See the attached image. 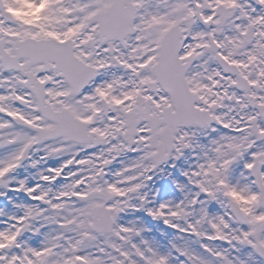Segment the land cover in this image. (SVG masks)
Masks as SVG:
<instances>
[{
    "label": "snow or ice",
    "instance_id": "snow-or-ice-1",
    "mask_svg": "<svg viewBox=\"0 0 264 264\" xmlns=\"http://www.w3.org/2000/svg\"><path fill=\"white\" fill-rule=\"evenodd\" d=\"M0 199V264H264V0H0Z\"/></svg>",
    "mask_w": 264,
    "mask_h": 264
},
{
    "label": "flooded vegetation",
    "instance_id": "flooded-vegetation-1",
    "mask_svg": "<svg viewBox=\"0 0 264 264\" xmlns=\"http://www.w3.org/2000/svg\"><path fill=\"white\" fill-rule=\"evenodd\" d=\"M56 162L55 161H48V165H54ZM29 173H35L36 169H29L28 170ZM27 173H24L23 171H21V175H26ZM174 175H177V173H174ZM29 182H34L31 179V176L29 177ZM150 187L152 189H160V196L161 198H167L168 195L170 194V179L167 175H163V176H154L153 177V181L150 182ZM12 195V194H9ZM21 199H23V197H21ZM27 202V201H25ZM0 208H3L4 211L6 213H11L13 211H15L14 209L11 208V205H9L7 203L6 200L0 199ZM139 215V214H137ZM132 217H129V219H131ZM141 219L143 221V223L152 229V232H158L160 233L161 231H165V226L162 223L156 222V221H152L151 218L148 217H143L141 216ZM169 236L171 235V230H168ZM156 239H163L161 237H159V234L157 236Z\"/></svg>",
    "mask_w": 264,
    "mask_h": 264
},
{
    "label": "rangeland",
    "instance_id": "rangeland-1",
    "mask_svg": "<svg viewBox=\"0 0 264 264\" xmlns=\"http://www.w3.org/2000/svg\"><path fill=\"white\" fill-rule=\"evenodd\" d=\"M159 233L158 232H151L149 235L152 236L153 238H157V237H154V236H157ZM169 235V233H168Z\"/></svg>",
    "mask_w": 264,
    "mask_h": 264
}]
</instances>
